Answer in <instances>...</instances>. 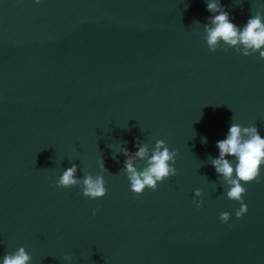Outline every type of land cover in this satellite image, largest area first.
Wrapping results in <instances>:
<instances>
[{
    "label": "water",
    "instance_id": "95a60500",
    "mask_svg": "<svg viewBox=\"0 0 264 264\" xmlns=\"http://www.w3.org/2000/svg\"><path fill=\"white\" fill-rule=\"evenodd\" d=\"M207 2L0 0V257L23 246L30 264H264V167L237 218L211 162L233 122L264 136V59L210 51ZM221 3L237 25L264 18V0ZM157 140L177 152L176 175L136 194L123 149ZM73 164L106 194L57 187Z\"/></svg>",
    "mask_w": 264,
    "mask_h": 264
},
{
    "label": "clouds",
    "instance_id": "9594fccd",
    "mask_svg": "<svg viewBox=\"0 0 264 264\" xmlns=\"http://www.w3.org/2000/svg\"><path fill=\"white\" fill-rule=\"evenodd\" d=\"M41 0H34L39 4ZM206 10L212 13L205 24L206 43L210 51H215L218 44L223 42L229 46H237V51L242 48V55H259L264 59V18L259 15L250 16L242 26L233 22V18L221 3V0H208ZM218 156L212 159V165L217 174L222 175L228 189L227 198L238 201L239 208L235 210L237 218L247 212L243 194L246 192L244 184L252 181L259 182L261 168L264 167V136L255 125L243 126L240 123H231L223 139L215 144ZM136 152L130 154L123 149L125 170L127 172L130 190L141 194L146 188L155 190L158 183L176 175L175 157L177 152L170 150L164 140H157L150 150L147 145L137 143ZM227 157H232L229 160ZM136 158L146 159V166L138 170L133 165ZM101 167H103L101 165ZM77 166L73 164L65 169L56 180L57 187L69 188L82 186V194L90 199L101 198L106 194L105 180L103 176L86 175L83 180L76 177ZM192 203L195 207H202V192L199 188L193 190ZM96 215V210L92 211ZM230 213L221 212L219 220L227 223ZM32 257L23 246L12 253H5L0 257V264H30ZM64 259L71 262L72 257L65 255Z\"/></svg>",
    "mask_w": 264,
    "mask_h": 264
}]
</instances>
